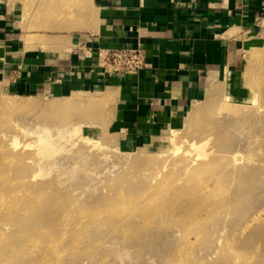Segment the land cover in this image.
<instances>
[{
    "label": "rangeland",
    "instance_id": "374dc122",
    "mask_svg": "<svg viewBox=\"0 0 264 264\" xmlns=\"http://www.w3.org/2000/svg\"><path fill=\"white\" fill-rule=\"evenodd\" d=\"M90 3L0 0L21 28L0 64V198L17 215L0 264H264V26L191 109L128 133L114 91L20 85L21 53L61 56Z\"/></svg>",
    "mask_w": 264,
    "mask_h": 264
},
{
    "label": "crops",
    "instance_id": "0c3cea01",
    "mask_svg": "<svg viewBox=\"0 0 264 264\" xmlns=\"http://www.w3.org/2000/svg\"><path fill=\"white\" fill-rule=\"evenodd\" d=\"M90 4L92 15L83 29L65 38L61 56L50 52L46 60L39 48L33 54L21 53L20 85L31 92L48 78L93 92L114 91L113 109L128 133L159 129L171 114L191 109L210 86L227 72L237 71L244 51L264 26V0H91ZM19 27L0 5V64L17 44L12 41ZM138 46L144 50L146 65L137 73L116 76L100 66L99 50Z\"/></svg>",
    "mask_w": 264,
    "mask_h": 264
},
{
    "label": "built area",
    "instance_id": "2783aa9c",
    "mask_svg": "<svg viewBox=\"0 0 264 264\" xmlns=\"http://www.w3.org/2000/svg\"><path fill=\"white\" fill-rule=\"evenodd\" d=\"M100 66L112 75L135 74L145 67V53L141 47H118L99 50Z\"/></svg>",
    "mask_w": 264,
    "mask_h": 264
},
{
    "label": "bare ground",
    "instance_id": "6f19581e",
    "mask_svg": "<svg viewBox=\"0 0 264 264\" xmlns=\"http://www.w3.org/2000/svg\"><path fill=\"white\" fill-rule=\"evenodd\" d=\"M190 146L193 147V148H196V147H197V144H196L195 142H190ZM0 148H1V147H0ZM209 155H210V154L205 153V154H203V158H204V157H208ZM2 157H3V160H2L1 163L4 164V165L2 166V169H3V168L5 167L7 161L12 159V155L9 154V152L5 151V152L3 153V155H2ZM235 158L239 159L240 157L237 156V154H235ZM0 168H1V166H0ZM2 179L5 180L6 178H2ZM5 181H6V180H5ZM0 188H1V187H0ZM5 209H6V210H5ZM7 209H9L8 206H6L5 204H3V201H2L1 198H0V219H1V218H6V217H8V216L3 217V215H6L7 213H10V212H7ZM10 217H14V218H16V217H17L16 212H12V215H11ZM10 217H8V218H10Z\"/></svg>",
    "mask_w": 264,
    "mask_h": 264
}]
</instances>
